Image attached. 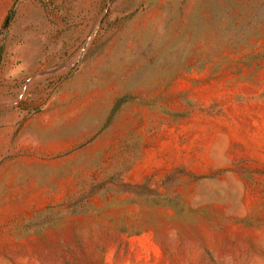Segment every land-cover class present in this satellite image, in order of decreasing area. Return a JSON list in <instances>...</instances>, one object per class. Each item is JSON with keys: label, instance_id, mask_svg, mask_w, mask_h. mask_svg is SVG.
Instances as JSON below:
<instances>
[{"label": "rangeland", "instance_id": "rangeland-1", "mask_svg": "<svg viewBox=\"0 0 264 264\" xmlns=\"http://www.w3.org/2000/svg\"><path fill=\"white\" fill-rule=\"evenodd\" d=\"M66 82L116 112L0 169V264H264V0H0L2 148Z\"/></svg>", "mask_w": 264, "mask_h": 264}, {"label": "crops", "instance_id": "crops-1", "mask_svg": "<svg viewBox=\"0 0 264 264\" xmlns=\"http://www.w3.org/2000/svg\"><path fill=\"white\" fill-rule=\"evenodd\" d=\"M95 95L96 93L82 92L75 83H64L51 97L50 106L54 108L52 114L48 117L43 116V113L33 114L39 118L34 119L30 124H24L16 135L14 146L2 148L0 145V169L16 170L31 166L34 157L30 147L35 141L39 143V153L47 152L49 155H56L75 149L83 138H88L96 131L106 128L116 112V104L111 95L108 98L104 97L100 103L97 102ZM82 97L87 101L91 100L86 105L89 109L85 112L79 110ZM49 176L58 177L59 175L51 172L46 177L49 178ZM28 186L33 184L26 183V187ZM39 187L41 193L39 194L45 196L49 185L41 182ZM44 200L62 201L65 198L46 197Z\"/></svg>", "mask_w": 264, "mask_h": 264}]
</instances>
